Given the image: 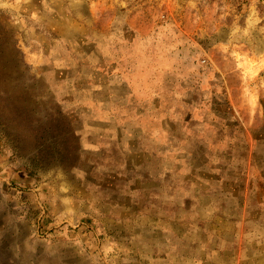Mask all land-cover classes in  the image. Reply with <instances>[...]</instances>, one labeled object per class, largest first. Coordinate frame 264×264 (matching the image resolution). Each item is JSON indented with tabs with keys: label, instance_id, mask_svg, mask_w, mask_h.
<instances>
[{
	"label": "rangeland",
	"instance_id": "obj_1",
	"mask_svg": "<svg viewBox=\"0 0 264 264\" xmlns=\"http://www.w3.org/2000/svg\"><path fill=\"white\" fill-rule=\"evenodd\" d=\"M0 54V264H264V0H0Z\"/></svg>",
	"mask_w": 264,
	"mask_h": 264
},
{
	"label": "trees",
	"instance_id": "obj_2",
	"mask_svg": "<svg viewBox=\"0 0 264 264\" xmlns=\"http://www.w3.org/2000/svg\"><path fill=\"white\" fill-rule=\"evenodd\" d=\"M4 28V26H1ZM18 54H20V51H18ZM4 54H0V78L5 79L3 76L5 74L6 68L4 65H2V56ZM8 72V71H7ZM10 82H6L5 80L0 81V102H3V109L5 112L1 113L0 115L6 114L7 118L9 120H13L15 122H22L23 125L25 123L24 119L31 118V112H29L30 107L27 104L19 103L18 108H12V110H9V106L5 104L7 101L4 99L8 97L10 90ZM9 92V93H8ZM11 95V94H10ZM51 104H53L52 101H50ZM39 141H44L45 138H50L56 136L57 138H62L63 130L67 131V128L64 127L67 120L59 114L58 112H45L42 114V110H39ZM59 115V117H57ZM66 122H65V120ZM67 125V124H66Z\"/></svg>",
	"mask_w": 264,
	"mask_h": 264
}]
</instances>
